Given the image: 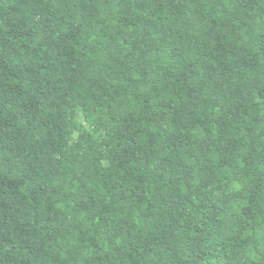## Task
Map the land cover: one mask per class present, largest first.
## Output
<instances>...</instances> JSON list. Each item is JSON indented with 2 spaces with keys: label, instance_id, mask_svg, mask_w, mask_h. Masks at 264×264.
I'll return each instance as SVG.
<instances>
[{
  "label": "trees",
  "instance_id": "16d2710c",
  "mask_svg": "<svg viewBox=\"0 0 264 264\" xmlns=\"http://www.w3.org/2000/svg\"><path fill=\"white\" fill-rule=\"evenodd\" d=\"M0 264H264V0H0Z\"/></svg>",
  "mask_w": 264,
  "mask_h": 264
}]
</instances>
